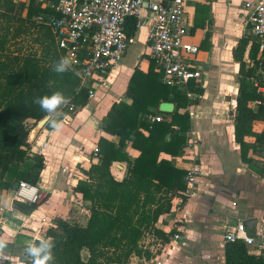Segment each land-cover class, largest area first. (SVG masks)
I'll return each instance as SVG.
<instances>
[{
    "label": "trees",
    "instance_id": "trees-1",
    "mask_svg": "<svg viewBox=\"0 0 264 264\" xmlns=\"http://www.w3.org/2000/svg\"><path fill=\"white\" fill-rule=\"evenodd\" d=\"M51 14L53 11L38 0L28 4L5 0L0 4V195L16 182L36 186L44 168L41 155L28 153L31 128L27 123L33 121L35 125L45 116L33 103L34 98L62 92L70 101L61 109L65 116L76 114L89 101L78 76L73 72L60 76L52 71L53 62L62 57V52L46 22ZM40 15L42 19L37 20ZM135 32V20L129 18L125 33L133 38ZM246 47L247 40L242 38L232 50L239 75L234 140L241 160L250 165L253 159L248 157L249 151L254 154L264 148V94L250 82L254 69L244 62ZM257 52L254 44L249 52L252 61ZM160 77L153 59L145 72L135 67L125 92L131 104L113 103L102 120V130L118 138V142L98 140V163L83 172L85 178L73 189L88 202L86 224L59 219L46 229L44 238L56 244L54 264H131L132 257H150L143 245L146 236L168 242L169 236L155 225L169 213L175 195L183 200L184 173L171 161L160 159V155L174 158L185 148L186 137L182 134L190 130V116L179 111L192 103L184 93L161 84ZM188 91L193 95L203 93L202 87L192 84ZM161 101L172 102L174 110L160 122L148 123V117L162 114L158 112ZM255 101L259 104L253 109ZM256 121L263 122L260 133L253 132ZM44 125L51 129L47 123ZM245 138H253L254 142L247 143ZM127 142L139 153L133 161L123 152ZM116 162L127 164V175L121 181H116L110 172ZM84 252L86 258L82 256ZM225 263L261 264L239 241L227 243ZM23 264H31V259L27 257Z\"/></svg>",
    "mask_w": 264,
    "mask_h": 264
},
{
    "label": "crops",
    "instance_id": "crops-1",
    "mask_svg": "<svg viewBox=\"0 0 264 264\" xmlns=\"http://www.w3.org/2000/svg\"><path fill=\"white\" fill-rule=\"evenodd\" d=\"M247 1L252 0H184L185 19L189 25L185 41L199 48L197 60L205 62L203 65L197 62V67L203 72L200 82L203 93L189 96L192 105L179 111L190 116V130L182 134L186 137L185 148L174 158L161 154L160 159L171 161L184 175L192 164H199L203 174L195 190L196 195L187 198L185 187L181 192L183 200L175 195L169 213L156 223L155 227L169 236L168 242L146 236L143 245L149 250L150 257H132L131 264H153L163 248L168 251L162 255L163 264H226L225 230H231L241 220L249 236L256 237L259 232L264 217V148L254 154L249 151L248 157L253 159L249 165L241 160L239 145L234 140L239 75L232 50L240 39L247 40L243 24V9ZM146 26L148 28V24ZM145 39L146 34L144 44ZM248 43L247 40L244 62L248 68L252 64L251 69L256 72L260 53L258 50L255 61H252L249 52L254 44L249 46ZM140 59L124 70L125 73L117 70L110 74L107 87L98 88L94 97L76 114L65 116L61 112L62 131L54 132L43 125L29 133L28 153H37L44 159V168L36 185L40 201L32 206L20 205L14 200L12 188L3 191L2 196L13 202L0 211L1 235L9 239L3 264H23L27 258L24 242L44 238L46 229L59 219L70 224H86L88 202L83 201L73 189L78 181L85 178L83 172L98 163L99 155L93 154V149L98 148V140L106 138L117 144L118 138L106 134L101 122L113 103L131 104V100L125 97L129 79L135 67L145 72L150 62L147 56L143 58L141 55ZM121 61L117 68L122 65ZM227 75L237 79L232 81ZM232 88L234 92H228ZM256 106L254 102L251 104L253 109ZM162 114L157 116L162 118L165 115ZM262 128L261 121L253 124L255 133H260ZM245 141L253 143L254 139L245 138ZM123 152L130 161L139 154L129 142ZM126 168V162L113 163L111 175L116 181H121L127 175ZM37 230H41L39 236ZM174 236H178V240L172 249ZM245 248L262 264L254 247Z\"/></svg>",
    "mask_w": 264,
    "mask_h": 264
},
{
    "label": "built area",
    "instance_id": "built-area-1",
    "mask_svg": "<svg viewBox=\"0 0 264 264\" xmlns=\"http://www.w3.org/2000/svg\"><path fill=\"white\" fill-rule=\"evenodd\" d=\"M5 0H0V4ZM28 4L30 0H11ZM53 11L46 20L62 57H69L73 70L79 72V86L85 88L88 100L98 88H106L108 77L118 67L132 41L125 33L129 18L135 20V29L148 24L145 44L148 59H153L161 73V83L184 93L187 97L189 85L200 86L203 72L197 67L199 48L185 41L189 25L185 19L184 0H38ZM143 11L146 12L143 14ZM243 24L248 45L256 44L260 53L258 70L250 82L258 92L264 94V0L247 1L244 4ZM42 15L37 20L42 19ZM251 68L253 67L250 64ZM259 104L258 101L254 102ZM161 117H148V123L160 122ZM98 156V149H93ZM203 171L199 164H192L186 171L183 182L187 198H193ZM24 183L37 198L26 199L19 191ZM14 200L32 206L40 201V191L27 182H19L13 193ZM3 226L0 224V235ZM39 236L41 230H37ZM178 236L172 238V249ZM223 240L227 243L242 241L254 247L264 264V217L256 237L246 232L244 221L238 220L231 230H225ZM153 264H163V248Z\"/></svg>",
    "mask_w": 264,
    "mask_h": 264
},
{
    "label": "clouds",
    "instance_id": "clouds-1",
    "mask_svg": "<svg viewBox=\"0 0 264 264\" xmlns=\"http://www.w3.org/2000/svg\"><path fill=\"white\" fill-rule=\"evenodd\" d=\"M52 71L57 75L63 76L65 73L73 72V75L79 76L80 73L73 71L72 61L69 57H61L58 61L53 62ZM69 98L62 92L56 91L51 95L36 97L33 103L39 106L40 110L45 113L44 121L54 131L60 132L64 123L61 119V109L69 103ZM26 199L37 198L36 194L24 183L19 185V191ZM12 201L0 195V211L7 209L12 205ZM9 245V239L0 235V264L6 260L5 250ZM56 244L53 240L41 238L39 240H26L24 242L25 256L31 259V264H54V248Z\"/></svg>",
    "mask_w": 264,
    "mask_h": 264
},
{
    "label": "rangeland",
    "instance_id": "rangeland-1",
    "mask_svg": "<svg viewBox=\"0 0 264 264\" xmlns=\"http://www.w3.org/2000/svg\"><path fill=\"white\" fill-rule=\"evenodd\" d=\"M146 31H147V26L146 25H143V26H141L140 28L137 29L133 40L128 45L126 57L121 61L122 65L119 68L114 69L112 71V73H111L112 75L115 72H117V70L120 73H123L124 70L129 69L134 63L136 64L139 61H141V59H140L141 55H143V58H146V56L148 55V50H146V47H145V44H144V38H145ZM200 61L201 60H199V61L197 60L198 63ZM201 64L203 65V64H205V62H200V65ZM227 77L232 78V81H235L237 79L235 76H234V79H233L232 75H227ZM114 81H117V80H114ZM233 90H234V88L230 89L228 92L232 93V92H234ZM27 126L29 128H31L30 129V134H31V131L33 129H37L38 128L37 127V123H35V125H34L33 121H28ZM82 256L84 258H86L85 252L82 254ZM130 263H131V261H130Z\"/></svg>",
    "mask_w": 264,
    "mask_h": 264
},
{
    "label": "water",
    "instance_id": "water-1",
    "mask_svg": "<svg viewBox=\"0 0 264 264\" xmlns=\"http://www.w3.org/2000/svg\"><path fill=\"white\" fill-rule=\"evenodd\" d=\"M174 109V105L170 102H163L159 105V112L164 113V114H170ZM46 122L43 120H41L40 122L37 123L38 127H41L45 124ZM18 187V182L14 183L12 186V190H16Z\"/></svg>",
    "mask_w": 264,
    "mask_h": 264
}]
</instances>
